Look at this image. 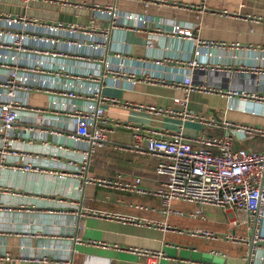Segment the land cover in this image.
<instances>
[{
    "label": "crops",
    "instance_id": "obj_1",
    "mask_svg": "<svg viewBox=\"0 0 264 264\" xmlns=\"http://www.w3.org/2000/svg\"><path fill=\"white\" fill-rule=\"evenodd\" d=\"M24 1L0 0V5L8 8L0 13L48 22L59 21L58 9L62 6L39 0L28 3ZM62 1L71 4L63 8L82 12L87 10H78L72 6H98L101 11L105 7H112L122 18L118 20L120 23H123L124 16L131 15L148 19V27L156 26L163 31L161 35L149 34L148 28L134 31L119 27L110 31L105 46L107 49L101 54L112 68L133 74L135 79L105 81L102 96L121 104L107 107V117L170 132H175L181 126L187 137L202 133L221 136L226 132L221 127L225 121L264 128V104L228 100L204 92L189 93L187 110L207 120H214L217 127L206 128L197 121H185L175 116L155 117L134 109V106L144 105L181 112L183 108L180 103L185 94L174 84H179L190 75L196 83H204L207 88L243 89L264 96V75L239 73L237 70L246 64L264 70V0H206V8L203 10L200 8L202 0ZM87 13L75 14L74 18L99 29L109 27L102 12L96 14L90 10L91 14ZM174 25L190 30L194 39L238 45V48L232 54L215 49L203 51L198 61L220 70L205 73L188 70L180 62L193 57L195 42L168 36ZM149 42L152 43L151 47L148 46ZM116 53L120 54V59L114 58ZM155 59L166 61L163 70L152 66L150 61ZM143 61L148 62L144 64ZM152 74L160 78L159 82L147 79ZM29 102L34 107L46 108L49 97L30 96ZM126 104L130 107L125 108ZM234 137L233 145L236 149L256 150L263 144L262 139H244L241 133H236ZM107 141L91 157L87 173L89 177L110 180L118 176L126 180L139 177L142 179V187L146 189L160 185L161 179L154 173L155 161L151 156L127 149L118 150L132 144L130 132L117 130L108 133ZM34 143L30 150L44 154L39 155L37 162L49 170L63 172L66 157L57 161L51 160L49 156L51 152L55 153L54 139L47 138V148L39 142ZM67 145L76 150L86 147L84 143ZM12 169L11 165L5 164L0 170V182L23 195L21 198L4 199L5 209L0 211V253L6 251L10 256L21 259L45 257L46 264H143L144 258L126 251L137 248L161 252L163 257L158 264H264L259 262V257L264 254L263 246L254 245L252 241L255 232L264 238V218L261 223L255 224L246 215L230 209L206 208L204 219H193L188 215L195 207L183 202H175L172 206L181 211L182 216L166 215L156 197L95 185L85 186L77 184L69 176L59 179L49 174L11 173ZM57 200L62 202L58 204ZM18 204L30 206V210H21ZM137 206L144 209L140 210ZM80 211L85 213L82 219H78ZM89 212L94 214L90 215ZM106 214L133 218L137 223L104 217ZM164 225L184 232L195 229L214 231L220 238L216 241L193 238L187 234L166 231ZM228 232L246 238L249 243L240 245L225 242L221 236ZM88 241L103 243L109 248L86 245ZM0 264L32 263L0 261Z\"/></svg>",
    "mask_w": 264,
    "mask_h": 264
},
{
    "label": "built area",
    "instance_id": "obj_2",
    "mask_svg": "<svg viewBox=\"0 0 264 264\" xmlns=\"http://www.w3.org/2000/svg\"><path fill=\"white\" fill-rule=\"evenodd\" d=\"M32 1L34 0L24 2ZM39 1L62 7L71 6L62 0ZM205 4L206 0H202L201 10L206 8ZM72 8L87 10L89 13L92 10L96 14L102 12L101 14L105 15L104 19L108 20L109 27L99 29L89 24L48 22L0 13V170L7 164L13 167L11 173L49 174L59 179L69 176L77 184L85 186L95 185L120 192L156 197L160 200L161 210L166 215L182 216L183 213L172 206L175 202H183L195 207L188 215L193 219L202 220L206 208H215L230 209L246 215L255 224L261 223L264 218V128L235 125L225 121L221 123V127L226 132L221 136L202 133L187 137L183 134L181 126L175 132H170L119 122L107 117V107L121 104L102 96L105 81L135 79L133 74L112 68L110 62L101 54L107 49L105 46L110 31L119 27L134 31L148 28V33L151 32L152 35H161L163 31L156 26L148 27V19L131 15L124 16L123 23H120L118 20L122 18L112 7H105L102 11L98 6L84 8L75 5ZM168 36L195 42L193 57L180 62L188 70L195 72L205 73L221 69L208 67L198 61L204 50L215 49L232 54L238 48V45L194 39L190 30L175 25L168 32ZM148 46L151 47L152 43L149 42ZM114 58L120 59V54L116 53ZM143 62L146 64L148 61ZM150 62L152 66L163 70L166 61L155 59ZM237 70L239 73L264 75L262 68L251 64L241 66ZM147 79L157 83L160 78L152 74ZM174 86L181 88L185 94L180 103L183 108L181 112L144 105L134 106V109L155 117L168 115L185 121H197L206 128H213L217 127L214 120H207L187 110L189 93L204 92L228 100L264 104V96L258 93L243 89L207 88L204 83H196L192 75ZM30 96L49 97L48 107L32 106L29 102ZM129 107L130 105H125V108ZM117 130L130 132L132 138L129 147H121L118 150L127 149L138 154H147L154 159V173L161 179L157 188L142 187V179L139 177L126 180L118 176L110 180L88 176L91 157L106 145L107 134ZM236 133H241L242 138L248 140L262 139L263 144L256 150L236 149L233 145ZM48 137L54 139L55 153L49 154L51 160L59 161L61 157L67 159L65 169L61 173L42 166L37 162V158L44 154L30 150L34 142H39L45 148L49 147ZM68 143L71 145L84 143L86 147L76 150L75 147L70 148ZM22 195L11 186L0 182V211L5 209L4 199L21 198ZM57 202L60 204L62 201ZM18 205L21 210H30V206ZM72 205L70 207L74 208ZM31 208L34 207L31 205ZM136 208L144 209L141 206ZM83 215L85 213L80 211L78 219H82ZM104 217L137 223L133 218L126 216L106 214ZM163 229L207 241H216L220 238L218 233L209 230L195 229L184 232L174 230L175 228L170 225H164ZM221 238L231 244L249 243L246 238L239 237L233 232L223 234ZM252 241L254 245L263 246L264 251V238L255 232ZM85 244L109 248L106 244L95 241H88ZM126 251L144 258L143 264H158L163 257L161 252L147 249L130 248ZM0 261L46 264L47 258H14L3 251L0 253ZM259 262L264 263V254L259 257Z\"/></svg>",
    "mask_w": 264,
    "mask_h": 264
},
{
    "label": "water",
    "instance_id": "obj_3",
    "mask_svg": "<svg viewBox=\"0 0 264 264\" xmlns=\"http://www.w3.org/2000/svg\"><path fill=\"white\" fill-rule=\"evenodd\" d=\"M7 10H8V8H6V6L0 5V11H7ZM58 10L60 12L59 21L67 22V23L86 24V22H81L80 20H75L74 15L78 14V13L88 15L87 12L77 11V10H73L70 8H63V7L59 8ZM16 12H17V10H16ZM18 12H20V10H18ZM21 13H23V12L21 11Z\"/></svg>",
    "mask_w": 264,
    "mask_h": 264
}]
</instances>
